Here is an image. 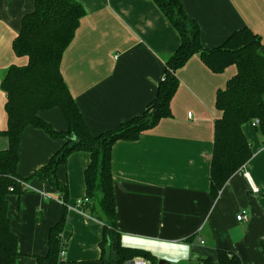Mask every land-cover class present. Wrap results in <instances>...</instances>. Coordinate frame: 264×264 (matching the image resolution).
I'll return each mask as SVG.
<instances>
[{"label":"crops","instance_id":"1","mask_svg":"<svg viewBox=\"0 0 264 264\" xmlns=\"http://www.w3.org/2000/svg\"><path fill=\"white\" fill-rule=\"evenodd\" d=\"M82 18L61 61L63 77L94 135L116 128L143 113L157 95L165 62L181 37L155 0H78ZM201 28L206 48L221 45L248 26L261 36L264 54V0H181ZM35 0H0V131L8 128L7 94L2 79L11 65H25L13 41L22 18ZM237 72L210 69L199 54L176 71L178 89L172 115L137 140L113 146L112 169L117 224L124 245L149 251L168 264H185L211 256L218 249L238 254L244 264H264V135L254 123L245 128L253 156L224 184L210 192L215 122L222 116L217 92ZM56 130H67L60 108L39 112ZM65 140L28 126L21 135L18 173L33 175L62 148ZM8 146L0 135V150ZM90 153L76 151L59 166V180L69 189L68 201L48 180L31 179V189L10 195L11 229L19 239L18 264H36L48 251L52 226L66 216L62 232L68 248L60 264H103L100 241L103 222L87 204L85 170ZM246 173L259 188L253 193ZM242 211L247 220H239ZM203 241V242H202Z\"/></svg>","mask_w":264,"mask_h":264},{"label":"trees","instance_id":"2","mask_svg":"<svg viewBox=\"0 0 264 264\" xmlns=\"http://www.w3.org/2000/svg\"><path fill=\"white\" fill-rule=\"evenodd\" d=\"M35 9L22 18L19 34L13 41L17 56L26 57L25 65H11L1 88L7 94L8 128L0 131L8 146L0 150V264H18L21 251L19 239L11 229L9 196L21 195L31 189L33 178L48 180L67 203L69 189L58 178L59 166L76 151L90 153L85 170L86 196L91 213L103 222L100 241L103 264H127L136 257L153 262L152 254L141 248L123 244L117 224V206L112 169L113 146L120 140H137L147 130L172 115L171 101L179 79L176 71L195 54L214 72L221 73L231 65L237 72L217 92L216 106L222 116L215 122L214 147L211 159L210 192L216 198L229 178L251 159L253 149L245 128L256 122L264 135V54L261 36L248 26L231 34L221 45L206 48L201 40L199 23L185 11L181 0H155L159 8L180 34L181 42L165 62V74L158 85L155 99L146 110L122 122L116 128L94 135L61 71L65 50L73 41L82 18L87 14L78 0H35ZM60 108L67 121V130H56L42 119L39 112ZM47 131L64 145L33 175L23 178L18 173L21 135L28 126ZM87 204V203H86ZM66 216L51 227L48 251L38 256L36 264H60L62 250L68 242L62 232ZM264 256V242L261 243ZM185 264H244L241 257L229 250L218 249L215 260L208 256Z\"/></svg>","mask_w":264,"mask_h":264},{"label":"built area","instance_id":"3","mask_svg":"<svg viewBox=\"0 0 264 264\" xmlns=\"http://www.w3.org/2000/svg\"><path fill=\"white\" fill-rule=\"evenodd\" d=\"M256 124V122H254V125ZM246 176L248 178V181H249V184H250V188H251V191L253 193H257L259 192V188L256 186V184L253 182L252 178L250 177V175L248 173H246ZM89 201V199L87 197H85L83 200H81L79 202V204H84V203H87ZM237 218L239 220H247L249 217H248V214L246 213V211H242L241 213H239L237 215ZM203 242V241H202ZM65 254H66V251L65 250H62L61 252V257L64 258L65 257ZM127 264H158V262H153L147 258H144V257H136L134 258L133 260L129 261Z\"/></svg>","mask_w":264,"mask_h":264},{"label":"water","instance_id":"4","mask_svg":"<svg viewBox=\"0 0 264 264\" xmlns=\"http://www.w3.org/2000/svg\"><path fill=\"white\" fill-rule=\"evenodd\" d=\"M158 264H168V262L165 259H160Z\"/></svg>","mask_w":264,"mask_h":264}]
</instances>
